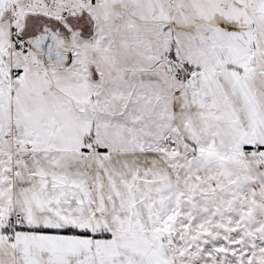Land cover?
I'll list each match as a JSON object with an SVG mask.
<instances>
[{"label":"snow or ice","instance_id":"obj_1","mask_svg":"<svg viewBox=\"0 0 264 264\" xmlns=\"http://www.w3.org/2000/svg\"><path fill=\"white\" fill-rule=\"evenodd\" d=\"M0 264H264V0H0Z\"/></svg>","mask_w":264,"mask_h":264}]
</instances>
